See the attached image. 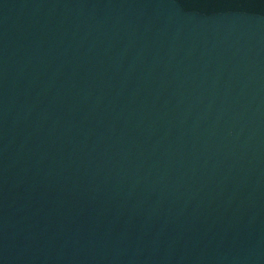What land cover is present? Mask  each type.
<instances>
[{
    "label": "water",
    "instance_id": "95a60500",
    "mask_svg": "<svg viewBox=\"0 0 264 264\" xmlns=\"http://www.w3.org/2000/svg\"><path fill=\"white\" fill-rule=\"evenodd\" d=\"M0 264H264V0H0Z\"/></svg>",
    "mask_w": 264,
    "mask_h": 264
}]
</instances>
